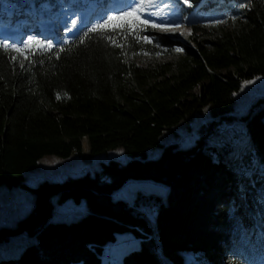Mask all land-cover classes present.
I'll return each instance as SVG.
<instances>
[{
    "label": "trees",
    "instance_id": "obj_1",
    "mask_svg": "<svg viewBox=\"0 0 264 264\" xmlns=\"http://www.w3.org/2000/svg\"><path fill=\"white\" fill-rule=\"evenodd\" d=\"M62 1L72 0H0V19L23 32L36 26L39 34L37 13ZM241 2L189 0L183 16L220 14L225 23L192 25V45L172 61L137 60L168 46L164 34L139 44L135 36L147 31L115 36L122 45L116 47L96 34L84 38L91 22L67 37L55 29V51L69 40L59 59L29 52L25 60L0 50V184L27 187L34 196L14 226L0 225V244L16 235L29 239L14 256L0 254V264H101L103 246L125 232L139 242L118 264H186V254L190 264L263 263L264 96L242 114L233 111L241 83L264 76V0H248L244 9ZM124 21L135 22L124 17L114 23ZM13 55L17 60L10 62ZM204 108L210 119L198 126L191 144L160 142L164 130L180 120L190 127ZM234 120L243 123L220 130ZM84 136L90 160L116 147L127 157L99 159L92 170L62 179L25 183L24 171L46 154L85 155ZM155 145L161 151L149 156L147 148ZM130 180L154 181L166 190L117 197L116 189ZM67 200L85 210L53 217L56 205ZM149 204H156L155 212L146 216Z\"/></svg>",
    "mask_w": 264,
    "mask_h": 264
},
{
    "label": "rangeland",
    "instance_id": "obj_2",
    "mask_svg": "<svg viewBox=\"0 0 264 264\" xmlns=\"http://www.w3.org/2000/svg\"><path fill=\"white\" fill-rule=\"evenodd\" d=\"M113 1V0H112ZM109 1V6L111 3ZM157 2L158 7L153 10V18H158L157 22H179L181 24L180 29L174 32H162L160 29H149L146 33L149 37H157V34H164L168 36L170 44L168 46H160L159 52L154 55H140L137 60L141 64H147L148 62H158V61H172L178 57L180 52H176V48L183 49L184 45H192V30L191 35L189 34V29L192 25L203 26L207 29H211L217 25H212L209 23L211 20L221 19L220 14H207V15H197L195 12H191L185 16L190 17L189 20L185 21L182 19L183 11L188 7V4L183 3V0H144L145 4ZM97 0H72L70 3L58 2L56 6L53 7V11H42L40 14L45 16L43 21V27L40 31L48 32L40 35L33 33L26 34L21 32V28L12 27L6 24L5 21L0 19V36H6L11 41L19 42L25 38L26 35H34L45 40H51L50 34H53L55 29L57 32L62 33L65 37L69 36L71 33H66L64 26L73 18L79 17L78 26L90 21L95 23L100 21L106 13H103L100 8L95 5ZM94 7L92 10L91 7ZM32 12H35L34 7H30ZM90 10V12H89ZM88 11V14H87ZM37 12V11H36ZM39 13V12H38ZM46 16H51V20H46ZM91 16V17H90ZM133 20L136 19L135 15L128 16ZM196 17H201L204 19L203 22L197 23L194 20ZM86 18V19H85ZM77 26V27H78ZM46 30V31H45ZM183 33V35H181ZM17 57H21L20 54L15 53ZM15 55V56H16ZM252 81V83H247ZM264 96V76H256L251 79L245 80L241 83L239 90L234 95V113L242 114L248 110L250 105L256 101L257 98ZM259 106H264V102ZM210 119L207 108L202 111L197 112L190 127L184 120H180L178 123L173 125V130H164L160 135V142L162 144H167L169 142L177 141L180 145L186 146L193 142L195 137H197V128L201 123H204ZM237 123H243L242 120H234ZM229 123L220 128L226 129L232 126ZM244 140V139H243ZM240 145V144H238ZM82 148L85 155L71 154L68 157H61L55 154H46L41 157L37 165L31 169L24 171L25 183L29 185H36L39 181L47 179H62L68 174H77L87 169L92 170L95 166V162L99 159H106L108 157L116 159H125L127 155L123 151L122 147H116L111 149L108 153L102 156H95L91 160L87 158L88 143L84 136L82 140ZM161 151L160 145L150 146L147 148L149 156H156ZM250 172L251 169L249 170ZM247 171V172H249ZM118 189V188H117ZM116 189V190H117ZM166 186L160 183L149 180H130L127 181L123 186L119 187L123 199L129 200L132 198L137 191L141 192H155L164 194ZM34 202V196L31 190L27 187H8L4 184H0V225L14 226L17 220L24 216L32 207ZM151 209V212H155L156 204H149L146 206ZM83 206L74 204L72 201L67 200L62 204L56 205L54 210V215L56 218L68 217L82 211ZM139 238L135 237L130 232L117 233L116 238L113 241L107 242L103 246V251L101 254V264H118L121 259L122 254L127 251L132 246L138 244ZM29 241V239L24 235H16L9 242L0 244V254H13L16 249H20ZM22 246V247H21ZM192 259L191 254H186V264H190ZM70 264H79L77 262H72ZM264 264V261L263 263Z\"/></svg>",
    "mask_w": 264,
    "mask_h": 264
},
{
    "label": "snow or ice",
    "instance_id": "obj_3",
    "mask_svg": "<svg viewBox=\"0 0 264 264\" xmlns=\"http://www.w3.org/2000/svg\"><path fill=\"white\" fill-rule=\"evenodd\" d=\"M189 0H183V3L188 4ZM248 0H243L239 3L238 7L244 9L247 6ZM191 6V5H189ZM158 7L157 2L145 4L144 0H127L125 6L122 8L114 9L104 15L100 22H95L88 26L82 33L84 38L91 39L93 34H96L98 40H107L113 46L122 47L116 43L115 36H120L122 38H127L129 35H134L137 31L146 32L149 29L155 30L160 29L162 32H174L180 29L181 24L179 22H157L158 18H153V10ZM135 15L136 19L133 24H129L124 21L121 24H116V20H124V17ZM183 20L187 21L190 19L188 16L182 17ZM235 19V17H233ZM79 23V17L71 19L65 26L64 30L66 33L73 32ZM212 25L225 23L223 19H216L209 21ZM109 33L113 34L110 35ZM189 34L191 35V29H189ZM183 35V33H181ZM156 37H149L148 35L135 36V43L139 44L141 41L146 43H152ZM85 40L80 39L79 43L84 44ZM64 45H69V40L64 39L61 44H59V51H55L57 44L51 40H45L38 36L26 35L25 38L19 42L11 41L6 36H0V50L10 49L13 53H18L24 57L25 60H29L28 53L31 52L33 57L44 56V53H54L56 58H60V54L64 52ZM35 46V48H33ZM176 52H181V48H176ZM17 57L15 55L11 56L10 62H15ZM37 61L35 59L30 60V64H35ZM39 63L43 64L44 59H40ZM21 69L25 67L24 64L19 65ZM247 83H252L248 81ZM66 95V94H65ZM57 99H60L59 94H57ZM143 192H138L137 196L144 195ZM146 216H151V209L144 212ZM116 264V262H114Z\"/></svg>",
    "mask_w": 264,
    "mask_h": 264
},
{
    "label": "bare ground",
    "instance_id": "obj_4",
    "mask_svg": "<svg viewBox=\"0 0 264 264\" xmlns=\"http://www.w3.org/2000/svg\"><path fill=\"white\" fill-rule=\"evenodd\" d=\"M120 1V5L118 6V8H122V7H124L125 6V0H119ZM97 4H98V2H97ZM91 9L93 10L94 9V7L92 6L91 7ZM89 12H90V10H89ZM37 14H40V13H37ZM87 14H88V11H87ZM36 24H38V23H36ZM39 26H40V24H39ZM32 27H34L33 25H32ZM42 27L43 26H40V29H42ZM46 31V30H45ZM43 33H46V32H43ZM48 33V32H47ZM46 33V34H47Z\"/></svg>",
    "mask_w": 264,
    "mask_h": 264
},
{
    "label": "built area",
    "instance_id": "obj_5",
    "mask_svg": "<svg viewBox=\"0 0 264 264\" xmlns=\"http://www.w3.org/2000/svg\"><path fill=\"white\" fill-rule=\"evenodd\" d=\"M231 124H233V122ZM114 194L117 195V196L122 195L121 191H119V188L114 192ZM84 210H85V207L82 208V211H84ZM53 217L56 218L57 216H53Z\"/></svg>",
    "mask_w": 264,
    "mask_h": 264
},
{
    "label": "crops",
    "instance_id": "obj_6",
    "mask_svg": "<svg viewBox=\"0 0 264 264\" xmlns=\"http://www.w3.org/2000/svg\"><path fill=\"white\" fill-rule=\"evenodd\" d=\"M25 181V180H24ZM27 184V183H26ZM27 185H29V184H27ZM30 186H34V185H30Z\"/></svg>",
    "mask_w": 264,
    "mask_h": 264
}]
</instances>
